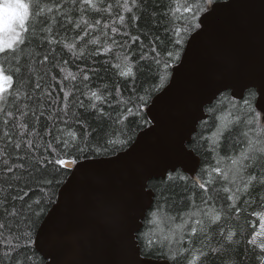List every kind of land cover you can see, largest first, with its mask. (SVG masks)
Segmentation results:
<instances>
[{
    "label": "snow or ice",
    "instance_id": "6c2138e0",
    "mask_svg": "<svg viewBox=\"0 0 264 264\" xmlns=\"http://www.w3.org/2000/svg\"><path fill=\"white\" fill-rule=\"evenodd\" d=\"M65 2L0 0V264H35L33 248L37 246L33 232L53 200L55 187L63 182L62 178L69 174L75 176L89 167V160L94 161L109 150L117 151L114 134L127 139L128 124L138 125L143 119V109L150 96L144 83L158 79L163 87L169 78L168 70L174 64L186 63L192 47L209 36L211 23L220 7L232 8L235 0L215 7L216 0H191L183 9L169 7L160 14L159 20L156 0H79V6L77 0H70L81 16L91 10L101 14L107 12L111 18L112 9L116 8L115 15L125 30L112 27L111 33L119 32L120 36L130 38L121 41L108 32L103 33L111 40V45L104 48L106 58L100 63L103 72H112L116 81L111 86L104 83L103 87L91 90V77L82 69L80 83L89 91L81 90V94L87 96L89 103L74 97L71 111L68 102L71 93L64 90L63 81H58L63 92V101H60L53 97L55 89L49 91L33 79L38 52L44 44L35 51H26L32 48L37 31L49 46L59 43L57 37L61 29L65 30L66 37L67 24L74 22L68 20ZM121 8L124 13L119 11ZM6 9L15 12L7 20L4 17ZM127 13H131L129 19L134 25L144 17L148 30L138 35L127 31L124 24ZM57 17L60 23L53 34L48 24L49 21L57 24ZM100 24L101 19H95L89 27L96 28ZM75 28L80 29L81 25L75 23ZM82 31L80 40L88 35L86 30ZM99 39H91V44L96 45ZM158 42L164 44L163 55L157 50ZM125 45L127 50L123 55H115L113 49H124ZM132 45L137 47L133 49ZM68 47L71 50L76 45ZM100 54L96 48L88 53L91 56ZM84 57L85 52L80 51L76 58ZM49 59L50 53L43 56V61ZM60 71L65 69L60 68ZM88 71L104 79L99 70ZM137 74L141 77L139 89ZM68 77L72 81L77 79L71 72L65 79ZM120 77L130 78L126 80L127 99L119 86ZM51 79L56 80V76ZM140 91L145 94L140 95ZM47 103L54 104L55 108L45 115ZM262 114L264 109L258 112L248 101L244 114H237L231 120L220 118L210 141L206 135H201L197 141L200 147L213 154L210 160L214 164L203 169L202 176L192 177L190 185L188 176L177 173L171 197L158 204L156 212L152 213L154 223L157 213H162L161 222L168 225L153 233L146 242L153 254H159L157 258L163 264H212L214 258H220L224 264L223 254H234L241 244L245 248L251 245L253 255L264 259V240L258 242L249 237L243 241L242 233H238L234 225L225 223L232 216H238L248 204V193L254 184L264 186ZM42 117L47 121L43 128L40 127ZM239 198L242 203L237 206ZM259 219L260 231L255 233L256 237L264 236V214H260Z\"/></svg>",
    "mask_w": 264,
    "mask_h": 264
},
{
    "label": "water",
    "instance_id": "95a60500",
    "mask_svg": "<svg viewBox=\"0 0 264 264\" xmlns=\"http://www.w3.org/2000/svg\"><path fill=\"white\" fill-rule=\"evenodd\" d=\"M262 88L264 0H235L232 8L220 7L187 62L173 67L146 109L150 126L128 149L89 160L63 184L36 235L46 264H163L144 257L137 240L154 204L149 183L173 169L196 175L201 161L188 145L209 117L206 108L225 92L242 100L255 90L260 112Z\"/></svg>",
    "mask_w": 264,
    "mask_h": 264
},
{
    "label": "trees",
    "instance_id": "16d2710c",
    "mask_svg": "<svg viewBox=\"0 0 264 264\" xmlns=\"http://www.w3.org/2000/svg\"><path fill=\"white\" fill-rule=\"evenodd\" d=\"M224 0H216V2H220ZM44 2H47V0H44ZM114 2V0H113ZM191 0H156V7L155 10L157 12V19H160V14L167 10L169 7H178L180 9H183V7L190 3ZM44 4H41V7H43ZM77 6H79V0H77ZM64 10L68 13V20L73 21L74 23L67 24V33L65 37V30L61 29L60 36L57 37L59 40V43L53 44L49 46L44 39L41 38L40 32L37 31L35 33L36 39L32 42V48L26 49V51H35L40 44H44V48L40 49L38 52L39 55V61L36 64L37 71L33 73V79L38 80L41 82L42 86L51 91H53V97L63 101V92H61V85L58 83V81H63V87L65 91H69L71 94L69 95L68 102H69V108L70 111L74 109V97H78L81 100H84L85 103H89L87 100L86 95L81 94V90H83L84 93H88L89 88L84 87V84L80 83V77L83 75L81 70L88 72V75L91 77V83L89 84V87L91 90H97L99 87H103L104 83L111 84L116 81V76L112 73H104L102 70V66L100 61L105 60L104 55V48H107L111 45V40H108L104 37L103 33L108 32L109 35H114L117 40H129V37H122L118 33L112 34L111 28L116 27L120 29L121 31H124L125 28L121 26V22L116 17L115 13L117 11L116 8L112 9L113 15L111 18L109 17V14L105 12L104 14L93 12L91 10L84 13L83 16H81L80 12L75 10L70 0H66ZM121 13H124V10L121 8L119 9ZM139 14V13H138ZM131 16V13L126 14V20L124 24L127 26L126 30L129 31L132 35H138L142 34L143 32L148 30V26L145 23V18L141 17V20L138 25H134L131 23L129 17ZM179 18V16L177 17ZM95 19H101V24L98 25L96 28L89 27V25H92L95 23ZM57 24L53 25L51 21H49L48 26L51 27L52 33H55V30L59 27V17H57ZM114 21V22H113ZM86 22V23H85ZM163 23V21H161ZM64 23H67L66 21ZM75 23H79L81 25L80 29L75 28ZM105 25L108 27L105 28ZM165 26H167L165 24ZM139 28V31H138ZM86 30L88 32V35L84 37V40H80V36L83 35V31ZM160 35L163 37V32L161 31ZM96 37H99V42L96 45L91 44V39H94ZM143 38V37H142ZM145 42L147 43V39L145 38ZM75 44L76 47L69 50V45ZM103 45V47H101ZM137 45H132V48L135 49ZM93 48H96L100 55L97 56H91L88 55L89 52ZM163 49L164 44L157 43V50L161 52V55H163ZM127 50V45H125L124 49H113L115 55L122 56L123 52ZM80 51L85 52L84 58H76L79 56ZM50 53V59L49 61H43V56L45 54ZM135 59V57H133ZM67 60L68 62L65 64L64 61ZM55 61V62H53ZM113 62L115 60L113 59ZM177 64H174L169 70H168V80H166L163 87L160 86L159 80L155 81H148L144 83V88L148 89L150 92V96L148 99V105L146 108L143 109V119H140L137 123H129L128 127L126 129L127 132V139L125 137L120 136L118 133L114 134V139L117 142V151L111 152L110 150L106 152L105 155L101 157H109L112 155H115L121 151H124L128 149L136 140L138 134L140 131L144 130L148 126H150V121L146 113V109H148L149 105L151 104L153 98L169 83L171 75H172V69ZM14 67V65H13ZM60 68H64L65 71L61 72ZM95 68L99 70L100 76L104 79H98L96 76H94L89 69ZM71 72L73 75L77 76V79L75 81H72L70 77L65 79L67 77V74ZM161 74H164L163 71ZM56 76V80H52L51 77ZM130 78H123L120 77L119 81L120 87L123 89L124 98L127 99V83L126 80ZM138 84L137 88L140 87L141 77L139 74H137ZM85 84H88L89 82H84ZM140 95H144L145 93L143 91H140ZM45 99H47L45 97ZM257 99V92L255 90H249L244 98L242 100H236L232 97L230 92H225L222 95L219 96V98L213 103V105L206 108V113L209 116L207 120L200 123L198 126L197 133L193 136L191 143H189L188 147L189 149H192L195 154L199 157L201 163L200 167L198 169V172L196 175H203L202 170L209 167L210 163L214 164V161L210 160V157L213 155L212 153L205 150V148L200 147L197 144V141H200L201 135H206L209 137V141L211 140V134L215 131V128L219 126L221 120V117H225L227 120H231L232 117H234L237 114H244L245 112V105L248 101H251V104L253 107L256 108L255 103ZM63 105L61 104V107ZM45 107L47 108V112L45 115H48L49 113L53 112L55 105L51 103L45 104ZM216 109L215 112L212 111V109ZM257 110V109H256ZM83 111V110H81ZM258 111V110H257ZM259 112V111H258ZM88 114L85 113V116ZM262 118H264V115L262 114ZM47 121L44 120V118H41V124L40 127L43 128ZM123 141V144L121 142ZM201 143H208L205 141H201ZM223 151V150H221ZM100 158V157H99ZM259 170V169H258ZM184 174L189 177L188 183L189 185L192 183V177L188 173L177 170L176 172H171L165 179H153L149 183V189H151L154 194V204L153 207L150 209V211L147 214V217L144 221V225L142 230L137 235V240L140 245L141 253L146 258H153L158 259V253L153 254L152 250L148 249L146 246L147 239L150 238L153 233L158 232L161 228H166L168 225L166 223L161 222L162 221V213H157L156 221L153 222L154 218L152 216L153 212H156L158 204H163L166 199L170 198L173 193V184L176 179V174ZM71 174H69L67 177L62 178L63 182L60 183L58 186L55 187L54 196L52 202L48 205L47 211L44 213V215L40 219V223L36 226L34 232H33V241L36 244V235L37 232L43 223L46 215L50 211V209L56 204L58 199V193L67 181ZM172 177L173 179L170 180L169 178ZM175 191H179V189H175ZM213 195H216V193H213ZM221 196L226 195L224 193H220ZM249 196V202L248 204L244 205L242 210L240 211L238 216H232L229 220L225 221L226 224L234 225L236 227V230L238 233H242L241 239L243 241H246L249 237H253L256 239L255 233L259 232V225H260V219L259 215L264 214V199H261L262 196H264V186H261L259 184H254L252 189L248 193ZM242 203V198H239L237 200V206H240ZM260 239L259 237H257ZM258 241V240H257ZM260 242V240L258 241ZM33 251L36 253L34 260L35 264H46V260L42 256V254L37 250V248H33ZM258 252V249H257ZM223 260L224 264H264V259L259 257L258 255H253L252 253V246L248 245L247 248L241 244V246L237 249V251L232 253H225L223 254ZM212 264H221L220 258H214L212 261Z\"/></svg>",
    "mask_w": 264,
    "mask_h": 264
},
{
    "label": "clouds",
    "instance_id": "9594fccd",
    "mask_svg": "<svg viewBox=\"0 0 264 264\" xmlns=\"http://www.w3.org/2000/svg\"><path fill=\"white\" fill-rule=\"evenodd\" d=\"M14 15H15V12H13L11 10L6 9L4 11V17H5L6 20L11 18V17H13Z\"/></svg>",
    "mask_w": 264,
    "mask_h": 264
},
{
    "label": "rangeland",
    "instance_id": "374dc122",
    "mask_svg": "<svg viewBox=\"0 0 264 264\" xmlns=\"http://www.w3.org/2000/svg\"><path fill=\"white\" fill-rule=\"evenodd\" d=\"M260 222H261V221H260ZM259 231H260V228H259ZM259 238H260V239H258V238L256 237V239H257L258 241H259V240H260V241H261V240H264V236H259Z\"/></svg>",
    "mask_w": 264,
    "mask_h": 264
}]
</instances>
